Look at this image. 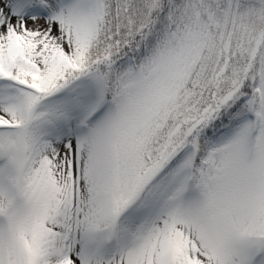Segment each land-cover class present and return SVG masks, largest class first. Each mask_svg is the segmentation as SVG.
I'll return each mask as SVG.
<instances>
[{"label": "snow or ice", "instance_id": "1", "mask_svg": "<svg viewBox=\"0 0 264 264\" xmlns=\"http://www.w3.org/2000/svg\"><path fill=\"white\" fill-rule=\"evenodd\" d=\"M0 264H264V0H0Z\"/></svg>", "mask_w": 264, "mask_h": 264}]
</instances>
